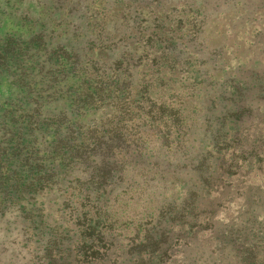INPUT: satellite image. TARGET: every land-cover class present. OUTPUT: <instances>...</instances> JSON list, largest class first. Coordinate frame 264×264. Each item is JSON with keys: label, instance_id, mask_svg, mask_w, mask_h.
Segmentation results:
<instances>
[{"label": "rangeland", "instance_id": "1", "mask_svg": "<svg viewBox=\"0 0 264 264\" xmlns=\"http://www.w3.org/2000/svg\"><path fill=\"white\" fill-rule=\"evenodd\" d=\"M163 220L264 264V0H0V264H160Z\"/></svg>", "mask_w": 264, "mask_h": 264}, {"label": "trees", "instance_id": "2", "mask_svg": "<svg viewBox=\"0 0 264 264\" xmlns=\"http://www.w3.org/2000/svg\"><path fill=\"white\" fill-rule=\"evenodd\" d=\"M45 55L46 53L44 52V56ZM241 113H242L241 108H236V110H234L231 113V116L233 117L234 121H238V118L241 116ZM163 225L164 226L168 225V229L163 230L164 228ZM171 227L172 225H170L169 220H163V222H157L155 227H152L149 230H147L149 232V234L147 235L149 237V240H148L149 243L154 244L156 246V249H155L156 251L153 249V255L150 253L148 257H150L151 260L157 259V263H160V264L165 263L168 259V257H166L167 254L165 253L167 252V248H169L171 244L170 245L168 244L167 248H165L164 245L167 244V242L171 239L170 237L172 235ZM196 233L197 231L194 233V235Z\"/></svg>", "mask_w": 264, "mask_h": 264}]
</instances>
